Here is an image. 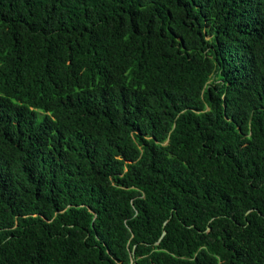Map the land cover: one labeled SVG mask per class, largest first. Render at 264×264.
Masks as SVG:
<instances>
[{
  "label": "trees",
  "instance_id": "16d2710c",
  "mask_svg": "<svg viewBox=\"0 0 264 264\" xmlns=\"http://www.w3.org/2000/svg\"><path fill=\"white\" fill-rule=\"evenodd\" d=\"M0 264H264V0H0Z\"/></svg>",
  "mask_w": 264,
  "mask_h": 264
},
{
  "label": "water",
  "instance_id": "95a60500",
  "mask_svg": "<svg viewBox=\"0 0 264 264\" xmlns=\"http://www.w3.org/2000/svg\"><path fill=\"white\" fill-rule=\"evenodd\" d=\"M166 223H167V221L165 222V224H166ZM166 233H167V230H164V231H163V235H162V237H163ZM162 237H161V239H162ZM161 239H160V240H161ZM160 240H159L157 243H159Z\"/></svg>",
  "mask_w": 264,
  "mask_h": 264
},
{
  "label": "clouds",
  "instance_id": "9594fccd",
  "mask_svg": "<svg viewBox=\"0 0 264 264\" xmlns=\"http://www.w3.org/2000/svg\"><path fill=\"white\" fill-rule=\"evenodd\" d=\"M41 113H43V112L41 111Z\"/></svg>",
  "mask_w": 264,
  "mask_h": 264
}]
</instances>
